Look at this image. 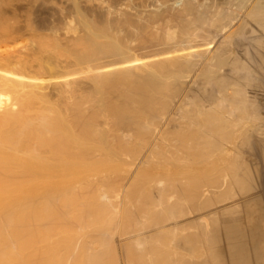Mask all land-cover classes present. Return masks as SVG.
Segmentation results:
<instances>
[{
    "label": "bare ground",
    "instance_id": "1",
    "mask_svg": "<svg viewBox=\"0 0 264 264\" xmlns=\"http://www.w3.org/2000/svg\"><path fill=\"white\" fill-rule=\"evenodd\" d=\"M0 264H264V0H0Z\"/></svg>",
    "mask_w": 264,
    "mask_h": 264
},
{
    "label": "rangeland",
    "instance_id": "2",
    "mask_svg": "<svg viewBox=\"0 0 264 264\" xmlns=\"http://www.w3.org/2000/svg\"><path fill=\"white\" fill-rule=\"evenodd\" d=\"M13 4H14V6L19 4V0H13Z\"/></svg>",
    "mask_w": 264,
    "mask_h": 264
}]
</instances>
